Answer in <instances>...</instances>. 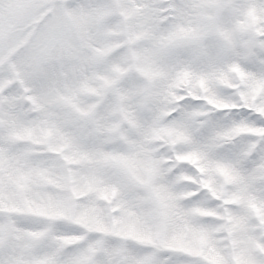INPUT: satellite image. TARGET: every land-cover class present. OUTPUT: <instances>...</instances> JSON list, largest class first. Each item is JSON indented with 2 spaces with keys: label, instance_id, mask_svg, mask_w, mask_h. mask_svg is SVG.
<instances>
[{
  "label": "snow or ice",
  "instance_id": "obj_1",
  "mask_svg": "<svg viewBox=\"0 0 264 264\" xmlns=\"http://www.w3.org/2000/svg\"><path fill=\"white\" fill-rule=\"evenodd\" d=\"M0 264H264V0H0Z\"/></svg>",
  "mask_w": 264,
  "mask_h": 264
}]
</instances>
